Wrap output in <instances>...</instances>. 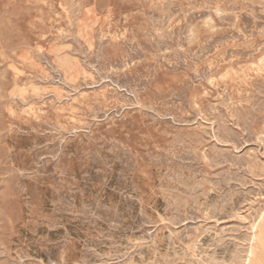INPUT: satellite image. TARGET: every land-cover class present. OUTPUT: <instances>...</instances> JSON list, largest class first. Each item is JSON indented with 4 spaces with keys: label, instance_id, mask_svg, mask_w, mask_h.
<instances>
[{
    "label": "rangeland",
    "instance_id": "obj_1",
    "mask_svg": "<svg viewBox=\"0 0 264 264\" xmlns=\"http://www.w3.org/2000/svg\"><path fill=\"white\" fill-rule=\"evenodd\" d=\"M263 216L264 0H0V264H244Z\"/></svg>",
    "mask_w": 264,
    "mask_h": 264
},
{
    "label": "bare ground",
    "instance_id": "obj_2",
    "mask_svg": "<svg viewBox=\"0 0 264 264\" xmlns=\"http://www.w3.org/2000/svg\"><path fill=\"white\" fill-rule=\"evenodd\" d=\"M247 1V0H246ZM238 5V3H237ZM250 7V6H249ZM256 7V6H255ZM224 8V7H223ZM247 9V8H246ZM230 10V9H229ZM249 11V9H248ZM255 11V10H254ZM253 11V12H254ZM213 13V12H212ZM214 15V14H213ZM77 38V37H76ZM75 39V38H74ZM71 53V52H70ZM50 58V57H49ZM50 61V60H49ZM46 64V63H45ZM47 66V65H46ZM48 68V67H47ZM50 69V68H49ZM56 69V68H55ZM86 69V68H85ZM93 71V70H92ZM95 71V70H94ZM59 72V71H58ZM92 73V72H91ZM56 74V73H55ZM58 74V73H57ZM95 74V73H94ZM63 79V78H62ZM54 80V79H53ZM60 80V79H59ZM65 82V81H64ZM103 84V83H102ZM64 86V85H63ZM70 87V85H69ZM68 87V88H69ZM67 88V87H66ZM65 88V89H66ZM71 88V87H70ZM120 89V88H119ZM263 89V88H262ZM70 91V90H69ZM113 91V90H112ZM72 92V91H71ZM73 93V92H72ZM76 93V92H75ZM77 94V93H76ZM117 94V93H116ZM65 95V94H64ZM261 95V94H260ZM69 96V94L67 95ZM71 101V100H70ZM260 105V104H259ZM215 108V107H213ZM236 109V108H235ZM258 109V108H256ZM254 109V110H256ZM229 110V109H228ZM261 110V109H260ZM250 111V110H249ZM258 111V110H257ZM212 114V113H211ZM251 118V117H250ZM240 121V120H239ZM250 123V122H249ZM220 125V124H219ZM226 125V124H225ZM244 125V124H243ZM246 127V126H245ZM244 127V128H245ZM247 128V127H246ZM233 129V128H232ZM242 130V129H241ZM249 131V130H248ZM224 136V135H223ZM253 232L250 234L249 247L246 251L244 264H255L257 258L264 255V216L260 218L259 222L254 224ZM248 241V240H247ZM246 246V245H245ZM246 249V248H245ZM244 250V249H242ZM240 256V255H239ZM243 256V255H242ZM197 257V256H196ZM207 258V257H206ZM192 260V259H191ZM209 260V259H208ZM211 261V260H210ZM240 262V261H239ZM195 263V262H194ZM208 264V263H207ZM215 264V263H214ZM242 264V263H241Z\"/></svg>",
    "mask_w": 264,
    "mask_h": 264
}]
</instances>
